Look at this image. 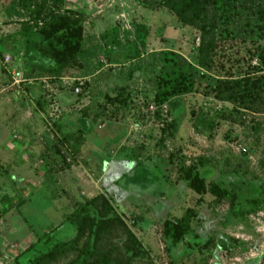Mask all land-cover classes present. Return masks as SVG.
Listing matches in <instances>:
<instances>
[{"label":"rangeland","instance_id":"obj_1","mask_svg":"<svg viewBox=\"0 0 264 264\" xmlns=\"http://www.w3.org/2000/svg\"><path fill=\"white\" fill-rule=\"evenodd\" d=\"M261 9L264 0H212L216 44L201 68L199 31L150 0H0V264H33L48 250V264L71 259L85 239L72 242L79 207L96 194L112 209L86 211L104 225L93 264H264V94L247 106L225 93L154 100L162 52L208 83L264 72L251 54L264 45ZM63 15L81 20L92 47L46 74L54 61L41 33ZM122 89L124 104L110 100ZM192 165L207 185L236 187L235 206L194 191L183 174ZM188 208L197 244L173 246L163 223ZM58 242L75 252L60 254Z\"/></svg>","mask_w":264,"mask_h":264},{"label":"trees","instance_id":"obj_2","mask_svg":"<svg viewBox=\"0 0 264 264\" xmlns=\"http://www.w3.org/2000/svg\"><path fill=\"white\" fill-rule=\"evenodd\" d=\"M45 1V0H34ZM52 3H62L64 0H46ZM151 2L162 5L171 11L174 16L184 25L192 26L199 31L200 39L197 47L198 57L197 63L201 68H210L212 61L210 54L215 48V23L212 18V13L209 12V4L212 0H150ZM259 16L262 17V25L260 26L262 35H264V9L259 10ZM49 27V28H48ZM48 30H44L41 34L42 40H46L45 47L47 46L50 56L54 61V65L47 70L46 74L57 73L60 66L70 67L71 59L75 60L82 55V53H89L92 47V39L87 37L83 32V25L81 20L72 16H55V19L47 25ZM144 29V26H139ZM34 33L31 30L25 32V36L31 37ZM95 38L94 36L92 37ZM252 56L255 55L259 64L264 65V45H259L252 52ZM177 57L179 62L177 63L174 57ZM162 65L160 71L155 76L156 88L154 91V100L162 102L168 99V97L188 92H197L204 95L214 94L220 96L225 93V98L233 101H237L241 105H246L252 101L259 94H264V72L258 74H250V70H245L243 73L235 76L231 79H220L213 83H208L204 79L206 74L200 70L198 74H193L185 68L180 57L171 52L161 53ZM73 61V60H72ZM72 66V65H71ZM260 68V67H259ZM258 67H254V70H259ZM120 104H124L128 100V95L125 94L122 89L116 94L113 99ZM196 132H200V129L194 125ZM194 166H188L183 169L185 179L188 180L189 186L196 192L201 193L209 190L216 199L228 201L230 207H234L238 198V191L236 187L227 188L222 186V182H210L206 184L203 177L199 173H192ZM264 198V192H261ZM22 201L15 202L12 206H16ZM248 203H251L253 207L249 210L253 211L258 205V198L248 199ZM90 205L100 206L104 213L111 211L112 206L108 198L103 194H96L95 196L88 198L79 207L78 211L85 212L83 217L79 220L77 225V235L72 242H79V238L85 235L84 242L80 248H77V254L71 257L68 261L60 262L58 264H93L91 256L94 248L98 249V243L92 242L96 240L98 229H103L104 225L100 217L96 218L86 214V211ZM193 209L188 208L184 215L180 218L166 219L163 223V233L169 239L173 246H179L184 244L186 247H195L197 243L188 241V237L192 234L190 228V220L193 217ZM70 216V215H69ZM68 218V217H67ZM125 233L128 238L133 241L131 245H136L139 241L135 234V231L126 228ZM50 232L44 233L38 237L36 241L31 244L29 248L37 244L40 240L47 243L50 238ZM47 239L43 240L45 237ZM195 236V235H194ZM90 239V240H89ZM62 244L59 249V253L64 255L70 251H74V247L70 242H58ZM57 251L48 250L42 251L39 255L35 256L30 261L33 264H48L55 258ZM95 253V252H94ZM105 256V259L103 258ZM106 252L99 255L100 260L107 261ZM173 261V259H172ZM109 262V261H108ZM110 264V262L108 263Z\"/></svg>","mask_w":264,"mask_h":264},{"label":"crops","instance_id":"obj_3","mask_svg":"<svg viewBox=\"0 0 264 264\" xmlns=\"http://www.w3.org/2000/svg\"><path fill=\"white\" fill-rule=\"evenodd\" d=\"M1 150H2V145H1ZM36 241V240H35Z\"/></svg>","mask_w":264,"mask_h":264},{"label":"built area","instance_id":"obj_4","mask_svg":"<svg viewBox=\"0 0 264 264\" xmlns=\"http://www.w3.org/2000/svg\"><path fill=\"white\" fill-rule=\"evenodd\" d=\"M78 90V89H77Z\"/></svg>","mask_w":264,"mask_h":264}]
</instances>
